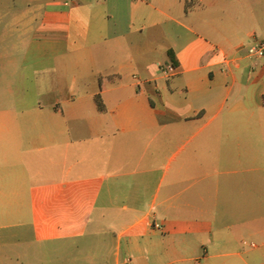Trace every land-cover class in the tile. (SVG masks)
<instances>
[{
  "label": "crops",
  "instance_id": "crops-1",
  "mask_svg": "<svg viewBox=\"0 0 264 264\" xmlns=\"http://www.w3.org/2000/svg\"><path fill=\"white\" fill-rule=\"evenodd\" d=\"M263 38L264 0H0V244L264 264Z\"/></svg>",
  "mask_w": 264,
  "mask_h": 264
},
{
  "label": "rangeland",
  "instance_id": "rangeland-1",
  "mask_svg": "<svg viewBox=\"0 0 264 264\" xmlns=\"http://www.w3.org/2000/svg\"><path fill=\"white\" fill-rule=\"evenodd\" d=\"M21 73V69L15 70L13 77L15 110L18 109V103L16 102L17 98H25L28 96L25 92L24 87L22 86L20 77ZM31 95L34 96L36 95V93H31ZM222 121H227L230 123L229 118L221 117L220 119L216 120L211 126L220 125ZM236 123H239V121ZM161 163L164 165V160H162ZM28 170L32 176H37L38 172L36 160L35 163H30ZM211 201L212 200H207V206H209V204L212 206ZM16 233L19 234L18 237L14 238L13 242H11V240H6L5 242H3V244H0V264H71V260H74L78 256L80 257V254L85 253V251H88L90 247L99 242V238L93 237L80 241L78 243L80 245L79 248H77L76 245H64V243H45L28 246L26 244V241H19L21 239V236H23L22 233ZM59 252L62 253L59 254ZM59 256L63 257V259H59Z\"/></svg>",
  "mask_w": 264,
  "mask_h": 264
},
{
  "label": "built area",
  "instance_id": "built-area-1",
  "mask_svg": "<svg viewBox=\"0 0 264 264\" xmlns=\"http://www.w3.org/2000/svg\"><path fill=\"white\" fill-rule=\"evenodd\" d=\"M247 54L250 57H263L264 56V38L250 45L247 49ZM172 69L165 70L166 74H169Z\"/></svg>",
  "mask_w": 264,
  "mask_h": 264
},
{
  "label": "trees",
  "instance_id": "trees-1",
  "mask_svg": "<svg viewBox=\"0 0 264 264\" xmlns=\"http://www.w3.org/2000/svg\"><path fill=\"white\" fill-rule=\"evenodd\" d=\"M170 58L173 60V62L176 64V58H175V55L173 54V52L171 50H169L168 52Z\"/></svg>",
  "mask_w": 264,
  "mask_h": 264
}]
</instances>
